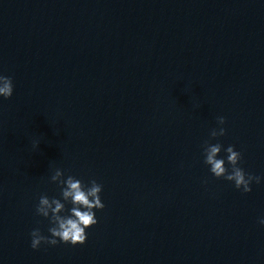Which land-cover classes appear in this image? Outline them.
<instances>
[{
  "label": "clouds",
  "instance_id": "clouds-1",
  "mask_svg": "<svg viewBox=\"0 0 264 264\" xmlns=\"http://www.w3.org/2000/svg\"><path fill=\"white\" fill-rule=\"evenodd\" d=\"M14 85L12 77L0 74V97L9 99L12 97ZM226 118L217 117L219 128H213L210 131V137L216 139L226 134L223 125ZM38 146V142H34V147ZM226 153V162L224 158H218L220 152ZM204 163L210 166L209 170L217 179L223 178L233 182L236 189L243 193L252 191L253 182L259 184L261 177L245 172L240 167L242 153L235 150V146H224L217 142L215 144L205 141L203 145ZM51 182L56 183L60 188V198L41 195L36 206V214L49 220L48 228L49 236L41 233L39 228H34L31 233V248L39 249L41 244L55 246L58 243L84 244L87 240L86 229L98 223L96 212L94 210H103L105 204L101 200V192L103 186L95 179H92L88 185L84 184L80 179L74 176L65 178L61 169H56L50 177ZM206 182V181H205ZM66 203L71 204V208L66 210ZM67 211V214L61 215ZM264 225V218L259 220Z\"/></svg>",
  "mask_w": 264,
  "mask_h": 264
}]
</instances>
